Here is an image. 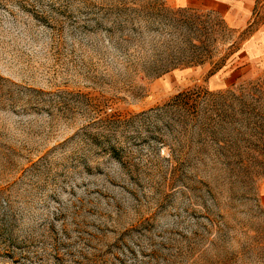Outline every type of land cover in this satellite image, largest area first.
<instances>
[{"label": "rangeland", "instance_id": "1", "mask_svg": "<svg viewBox=\"0 0 264 264\" xmlns=\"http://www.w3.org/2000/svg\"><path fill=\"white\" fill-rule=\"evenodd\" d=\"M230 19L0 0V264H264L262 17Z\"/></svg>", "mask_w": 264, "mask_h": 264}, {"label": "crops", "instance_id": "2", "mask_svg": "<svg viewBox=\"0 0 264 264\" xmlns=\"http://www.w3.org/2000/svg\"><path fill=\"white\" fill-rule=\"evenodd\" d=\"M236 1L229 0L230 5L227 4V0H216V3L218 5L225 3L227 14L231 16V22L237 27L245 28L252 24L255 18L262 17V24L245 43L243 52L264 68V0H239L238 4ZM255 12L256 15L253 16Z\"/></svg>", "mask_w": 264, "mask_h": 264}]
</instances>
